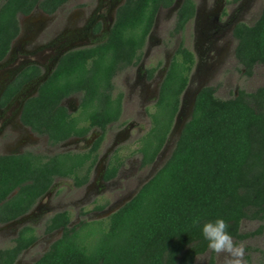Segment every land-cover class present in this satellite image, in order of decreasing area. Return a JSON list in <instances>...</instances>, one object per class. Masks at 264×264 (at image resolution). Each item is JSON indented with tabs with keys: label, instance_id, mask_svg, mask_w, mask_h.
<instances>
[{
	"label": "trees",
	"instance_id": "obj_1",
	"mask_svg": "<svg viewBox=\"0 0 264 264\" xmlns=\"http://www.w3.org/2000/svg\"><path fill=\"white\" fill-rule=\"evenodd\" d=\"M66 1L0 0V60L19 32V14H29L36 5L52 13ZM172 2L126 0L117 9L104 44L71 51L59 59L37 95L24 105L22 122L55 144L83 136L91 126L104 130L108 123L117 121L122 94L110 96V79L116 70L139 60L138 51L158 8ZM193 14L194 2L184 0L176 12L172 33L183 29ZM233 33L237 39L235 57L250 75L256 64L264 65V4L252 24L239 23ZM193 63V53L179 45L149 112L151 126L138 139L141 168L151 165L165 144ZM29 70L32 75L38 72L36 66ZM23 82L18 77L15 89ZM76 91L82 96L80 112L74 116L60 101ZM81 117L88 125L79 123ZM102 138L84 152L0 155V223L27 213L57 177L71 178L76 187L84 185ZM122 164L116 151L104 179L114 178ZM263 216L264 86L252 91L240 89L226 99L217 97L213 86H203L170 154L136 193L103 219H82L69 226L67 210L52 214L44 232L62 229L61 235L31 264H194L195 257L207 251L200 227L193 226L195 218L201 225L224 219L238 242L264 229L261 224L253 231L240 232L241 221L262 220ZM36 240L34 227L22 226L12 244L0 248V264H14ZM207 264H217L212 255Z\"/></svg>",
	"mask_w": 264,
	"mask_h": 264
},
{
	"label": "flooded vegetation",
	"instance_id": "obj_2",
	"mask_svg": "<svg viewBox=\"0 0 264 264\" xmlns=\"http://www.w3.org/2000/svg\"><path fill=\"white\" fill-rule=\"evenodd\" d=\"M125 1L126 0H109L107 14L100 17L97 12L102 6H104V3L102 2L97 7L95 16H93L89 21L81 20L83 23L82 27H74L70 31H68L66 27L65 30L59 32L55 27H53L59 24L58 22L60 20L58 19L57 15L66 2L58 6L52 13L44 12L36 5L29 14L18 15L19 32L12 40L7 54L0 60V151L2 152L0 155L23 154L25 152H32L42 155H53L63 152H84L87 151L101 135H103L98 148L99 151L102 143L105 140L106 131L119 119L115 122L108 123L104 130H101L97 126H91L88 132L83 136H71L63 141L51 144L48 141L47 135L39 134L33 131L30 126L25 125L22 122L21 117L26 102L37 95L40 84L48 77L49 74H51L59 59L63 55L71 51L93 48L104 44V40L107 38L115 21L117 9L123 5ZM183 1L184 0H173L172 4L168 7L160 6L158 8L152 27L146 37V41L142 48L138 51V54H140L139 60L133 64H129L116 70V72L112 75L110 79V96L115 98L118 93L122 94L121 113L123 110L124 95L121 91L115 90L116 86L114 81L116 80V83L122 82L126 89L128 77L133 75L134 80L132 82L130 92L137 93V95H139V97L142 99V102L147 100L152 101L154 106L156 100L158 99L159 86L163 76L167 71L176 49L181 44L183 47L193 53L194 58V63L189 73L188 82L185 87L186 90H189V87L191 84H193V82L197 86L196 89L202 86L203 77L207 76V74L212 71L215 65H223L225 63V59H228L231 53L235 57V46L237 39L234 37L233 31L236 25L239 23H244L242 22V19H240V16H235V13L238 9H240L242 1L232 0L233 6H231L229 11H227L229 0H212L211 2L203 1L198 5H196L195 1L192 0L194 2L193 16H191V18L185 22L183 29L172 33V30L175 26L174 19V25L169 35L170 37L175 35L180 36L188 26L189 22L192 20L196 30L201 33L200 39L195 40L194 38L193 50L186 46L184 39H181L174 51L170 55L166 54L164 60L160 59L155 65L145 67V59H147L148 55L153 52V48L151 47V39L158 22L159 12L162 9L168 10L169 12H172L174 16H176V12L180 8ZM239 1V7H234V5H236V3ZM66 21H68V19ZM51 25L52 29L50 30L48 27ZM36 56L38 59L35 58ZM166 63L168 64L167 66H165ZM33 66L38 68L36 75H32V70H29V68ZM121 71L125 72L124 74H126L124 79L120 80L119 77L115 79L117 74ZM22 72L25 73L20 76ZM150 72L152 74L149 77L148 75ZM18 77L24 79V82L18 89H15V83ZM159 77H161L160 82L157 84ZM155 78L158 79L156 80ZM11 86L14 88H10ZM153 90H156V96L151 98V92ZM81 96V91L73 92L69 96L63 98L60 101V105H62L69 114L75 116L80 112L79 105ZM139 104L143 106L142 103ZM138 113L139 111H136V114ZM79 123L82 126L88 125V122L82 117ZM79 141L82 143L84 142V149L79 151L65 150L55 152L57 147H63L71 143L72 145H75ZM114 144L115 143L107 146L106 151L102 156L97 153V158L91 169L92 176L96 166V171H98L96 174H100L103 180L100 186H103L106 184V182L113 179L105 180L103 176L110 158L116 152L114 149ZM50 151L53 152L51 153ZM103 157H106L105 167L101 165V163L104 161ZM121 167L122 165L120 168ZM88 181L84 185H88L90 182ZM52 186L53 184L51 187ZM97 187H99V185H97ZM50 188L44 195H47ZM38 208H40V206L37 207V209ZM43 209L44 208L42 207L41 210ZM29 211L14 220L0 223V229H7L16 220L23 221L28 218V215L35 216L36 213L34 211H31V213H29ZM57 230L51 231L49 233L55 232ZM0 233L2 234V231Z\"/></svg>",
	"mask_w": 264,
	"mask_h": 264
},
{
	"label": "rangeland",
	"instance_id": "obj_3",
	"mask_svg": "<svg viewBox=\"0 0 264 264\" xmlns=\"http://www.w3.org/2000/svg\"><path fill=\"white\" fill-rule=\"evenodd\" d=\"M105 1L106 0H68L57 15L60 20L58 22L59 24L53 27L59 32L65 30L66 27L68 31L74 27H82L83 23L81 20L89 21L95 16L96 9L102 2L104 6H102L97 13L100 17L105 16L107 14L109 0ZM194 1L196 5H198L203 1L211 2L212 0ZM241 1L242 4L240 9L235 13V16H240L242 22L250 25L260 15L264 0ZM239 5L240 1L237 2L234 7H239ZM231 6H233V1L229 0L227 11H229ZM67 19L68 21H66ZM174 19L175 16L168 10L162 9L159 12L158 22L151 39L153 52L145 59V67L155 65L160 59L164 60L166 54L170 55L181 39H184L186 46L191 50H193L194 38L195 40L200 39L201 33L196 30L192 20L180 36L175 35L170 37L169 34L173 28ZM48 29L51 30L52 25L48 27ZM35 58L38 59L37 56ZM224 62L223 65H215L212 71L207 74V76L203 77L202 84L213 86L217 97L226 99L232 97L240 89L252 91L257 87L264 86V65L256 64L253 67L252 73L246 75L244 68L238 63L232 53ZM124 73L125 72L121 71L117 74L115 79L118 77L120 80L124 79L126 75ZM160 78L161 77H159L157 84H159ZM155 79L157 80L158 78ZM133 80V75L128 77L126 84L127 92L122 82L116 83V80L114 81L116 86L115 90L121 91L124 95L123 110L119 120L113 123L106 131L105 140L98 151L100 156H102L107 146L115 143L114 149L123 160L122 167L118 174L103 186H100L103 180L100 174H96L98 172L96 171V166L92 176L90 174V182L88 181L89 184H86L87 186L76 187L71 178H55L53 186L50 188L47 195H44L36 201L33 208L29 211V213L34 211L36 213L35 216L28 215V218L25 220H16L17 222L15 221L7 229H0L2 231V234L0 233V248L10 246L13 242V238L16 237L18 230L22 226L30 225L35 229L37 240L19 254L14 264H31L61 235V230L52 233L44 232L45 222L52 214L67 210L70 214L69 226L78 224L82 219H103L128 201L148 176L152 172L154 173L168 157L173 146L165 151L163 155H159L156 162L143 168L140 167V154L136 152L138 139L151 126L149 112L154 109V106L152 101L147 100L142 102V99L137 93L130 92ZM196 87V84L193 82L189 87V93H193ZM155 96L156 90H153L151 92V98ZM139 103H142L143 106ZM188 104L189 97L188 100L185 101L184 110L186 111L184 112L188 111ZM136 111H139V113L136 114ZM82 149H84V142L82 143L79 141L75 145L71 143L63 147H57L55 152L65 150L79 151ZM50 152L52 153L53 151ZM1 153L0 151V154ZM103 159L104 161L101 165L105 167L106 157H103ZM97 185H99V187H97ZM96 205H104L105 207L101 210H94L93 207ZM39 206L40 208L37 209ZM42 207L44 208L43 210H41ZM83 211L84 214L82 213ZM261 224H264V216L262 220L243 219L240 223V232L253 231ZM233 240L235 241V239ZM237 243L244 245V264H264V254L262 253L264 251V229L260 234L252 235ZM206 253H208V250L200 255ZM211 255L217 264H223V255L217 257L215 254L210 253L207 255L206 264ZM194 264H197L196 259L194 260Z\"/></svg>",
	"mask_w": 264,
	"mask_h": 264
},
{
	"label": "clouds",
	"instance_id": "obj_4",
	"mask_svg": "<svg viewBox=\"0 0 264 264\" xmlns=\"http://www.w3.org/2000/svg\"><path fill=\"white\" fill-rule=\"evenodd\" d=\"M193 226L200 227L204 240L207 241L208 253L195 257L197 264H206L207 255H223V264H244V245L237 243L228 232L229 224L222 218L200 224L197 217Z\"/></svg>",
	"mask_w": 264,
	"mask_h": 264
},
{
	"label": "water",
	"instance_id": "obj_5",
	"mask_svg": "<svg viewBox=\"0 0 264 264\" xmlns=\"http://www.w3.org/2000/svg\"><path fill=\"white\" fill-rule=\"evenodd\" d=\"M168 64L166 63L165 66H167ZM204 85L198 87L195 92L193 93H188V90L185 89V91L182 93L181 95V102H180V107H179V110L175 116V119H174V122H173V125L169 131V134L167 135V139L165 141V144L164 146L162 147L161 151L158 153L156 159L154 160V162H156L157 158L159 157V155H163L165 151H167L171 146H174L175 144V141L176 139L178 138V136L180 135L183 127H184V124L186 123V121L190 118L191 116V113H192V110H193V105H194V101H195V97L197 95V93L199 92V90L203 87ZM188 97H189V104H188V111L187 112H184L186 110H184V104H185V101L188 100ZM172 150V149H171ZM170 154V153H169ZM153 162V163H154ZM163 164V163H162ZM161 164V165H162ZM160 165V166H161ZM159 166V167H160ZM155 173V172H154ZM153 172L148 176V178L145 180L147 181L153 174ZM144 181V182H145ZM143 182V183H144ZM142 183V184H143ZM141 184V185H142ZM140 185V186H141ZM118 209V208H117ZM116 209V210H117ZM115 211V210H114ZM113 211V212H114ZM112 213V212H111ZM110 213V214H111ZM62 231V229H60Z\"/></svg>",
	"mask_w": 264,
	"mask_h": 264
}]
</instances>
